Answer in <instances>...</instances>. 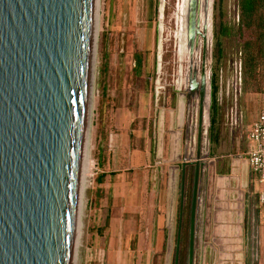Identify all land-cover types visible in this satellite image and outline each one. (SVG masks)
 Wrapping results in <instances>:
<instances>
[{
  "label": "water",
  "instance_id": "water-1",
  "mask_svg": "<svg viewBox=\"0 0 264 264\" xmlns=\"http://www.w3.org/2000/svg\"><path fill=\"white\" fill-rule=\"evenodd\" d=\"M94 19L95 0H0V264H74ZM187 75L184 98L172 113L184 142L181 195L186 189L191 204L189 264L196 231L210 243L202 250L205 264H235L248 240L239 229L249 203L237 199L232 169L242 156L227 163L229 174L216 176L215 162L208 161L211 138L208 149L204 139L221 105L213 92L206 103L204 81L199 90L197 78ZM215 186L226 189L224 201L233 207L212 203Z\"/></svg>",
  "mask_w": 264,
  "mask_h": 264
},
{
  "label": "rangeland",
  "instance_id": "rangeland-1",
  "mask_svg": "<svg viewBox=\"0 0 264 264\" xmlns=\"http://www.w3.org/2000/svg\"><path fill=\"white\" fill-rule=\"evenodd\" d=\"M164 1L166 3L164 18L163 12L160 11V0L99 1L96 43L93 39L95 56H92L94 63H92L91 72L92 112L85 143L91 168L85 177L87 185L80 198V225L77 230L74 264H105L99 237L88 226L89 212L86 209L87 193L93 186L101 162L105 158L112 159L114 155L116 158L119 154L128 155L135 140V133L132 130L143 129L147 124H153V128H159L162 110H164V116L166 115L163 121L167 126V114L170 115V110L177 108L179 98L185 90V85H179L178 79L180 75L186 73L188 63H182L186 60L185 56H180L182 62L178 60L176 46L172 39L175 0H161L163 7ZM216 3L214 74L219 76L222 72L224 78L229 77V82H232L234 78L235 82H238V95L231 91L229 96L223 100L217 94L221 108L217 116L218 120L214 123L209 136L211 138L210 150L214 154H219L235 152L234 145H236L237 139L235 138L237 136L241 142V148L243 147L241 136L246 131L248 118L258 116L264 102V91L261 93L251 92L246 88L240 49L236 46L232 36H223L219 31L221 22L231 27L238 24V0H216ZM159 17H161L160 21ZM158 23L159 27L163 29L162 34L159 33L160 35L158 34ZM218 42L221 44V53L218 51ZM139 58L142 60L141 66L139 63L137 64ZM210 60L212 61L211 57ZM224 84L226 85V83ZM234 84L236 83H231V89ZM241 110L245 114V128L233 131V136H231L232 118H235L236 111L240 112ZM173 123L177 130V119H174ZM121 131L130 135V139L124 144L120 145L119 143V149L114 147L115 142L110 148V134H113L115 138V134ZM130 131L132 132L130 133ZM183 150L184 142L179 155L183 154ZM179 155H176L173 160L164 161L161 159L156 167L152 168L155 174L159 175L158 180L161 185L167 181V177L171 180L174 178L178 186L181 185L183 162L178 160ZM152 158L153 160L155 158L154 152ZM254 176L258 180V176L256 174ZM261 187L262 185L258 181L256 186L258 193ZM251 205H254L252 200ZM259 208L252 211V213L255 212L256 223L259 222L258 211H263L264 205L260 206L259 204ZM250 212L251 208L245 228L250 221ZM168 246L170 253L167 251ZM173 246L174 241H169L167 249L164 248L155 254L150 263L173 264ZM235 246L240 247V244ZM198 255L199 253H197V264H199ZM145 259L144 256V262ZM241 259H245V264H252L248 248L244 249L243 256L238 255L236 261L239 262ZM263 260L261 247L258 244L256 264H263Z\"/></svg>",
  "mask_w": 264,
  "mask_h": 264
},
{
  "label": "crops",
  "instance_id": "crops-1",
  "mask_svg": "<svg viewBox=\"0 0 264 264\" xmlns=\"http://www.w3.org/2000/svg\"><path fill=\"white\" fill-rule=\"evenodd\" d=\"M235 114V118L231 121V136L233 131L245 128L244 111H236ZM168 115L167 126L163 121L166 115L164 116L162 110L159 128L147 124L143 129L132 130L135 133V140L130 153L124 156L119 154L117 158L115 155L112 159L105 158L101 162L92 188L87 193L88 226L99 237L105 264H151L154 255L164 248L167 249L169 241H174L180 186L174 178L171 180L168 177L161 185L158 180L159 175L152 169L161 159L173 160L181 152V134L180 130L174 128L172 109ZM258 117L259 114L248 118L246 131L243 136L240 135L243 138L242 148L237 136L235 152L214 154L211 151L208 159L209 162H215V167L212 169H215L216 176L219 177L229 174L230 168L227 167V163L234 162L236 157L242 156V159L236 163L238 167L232 168L237 173L233 182L237 183L239 188L237 199L244 198L245 202L249 203L251 211L253 210L251 200L254 198L257 204L264 205L259 201L260 195L264 193V184L259 182L262 187L258 193L256 186L259 180L252 172L247 156L255 146L248 139V135ZM111 136L113 143L115 142L114 147L118 149L119 143L124 144L130 139V135L124 131L116 133L115 138L113 134H110ZM207 139L209 140V135L205 132V149L209 147ZM218 182L221 187L227 184L225 180ZM212 192L215 198L212 203L218 207L235 205L231 200L224 201V194L227 192L225 188L215 186L212 187ZM237 203L240 205V202H236V205ZM259 204L256 207L259 208ZM218 217L219 219L221 217L218 221L220 224L218 225L221 226L224 217L221 214ZM258 220L259 245L264 259V210L258 211Z\"/></svg>",
  "mask_w": 264,
  "mask_h": 264
},
{
  "label": "flooded vegetation",
  "instance_id": "flooded-vegetation-1",
  "mask_svg": "<svg viewBox=\"0 0 264 264\" xmlns=\"http://www.w3.org/2000/svg\"><path fill=\"white\" fill-rule=\"evenodd\" d=\"M160 3V2H159ZM183 3L184 0H175V9H174V28H173V37L175 46H176V57L181 61L180 56L186 58L182 63H188V73L197 78L199 82V90L201 89L202 80L204 81V90H205V100L206 103H209L210 92H213L214 96L219 94L223 100H225L231 91L235 92L238 95V87L235 82L236 79L232 81L236 83L231 89V81L229 82V77L223 76V73L215 75L213 70V64L216 57V43L215 40V11H216V0H210L209 5L206 6L205 13H200V17L196 15L197 10L199 9L198 0H191L190 5V14L188 15V33L190 37V46L187 48V51L184 48V42L181 26L179 25L182 22L183 14ZM181 4V10L179 6ZM160 5V4H159ZM165 7L166 3L164 1L163 7V18L165 16ZM208 10V13H207ZM208 14V21L207 20ZM159 17V21H160ZM201 18V19H200ZM184 20V19H183ZM163 22V21H162ZM159 28V23H158ZM179 29V32H178ZM163 32V29H162ZM161 32V34H162ZM188 37V36H187ZM162 40V35H161ZM188 40V39H187ZM159 42V38H158ZM218 44V43H217ZM181 52H183L181 54ZM212 58V61L210 60ZM218 76V77H217ZM237 78V76H236ZM184 81V79H183ZM219 81V83H218ZM225 81V82H224ZM226 83V85L224 84ZM237 97V96H236ZM186 189L184 191V196L181 195V187L179 190V202L177 203V213L175 221V236H174V246L172 249V259L173 264H189L190 256V247H191V204L186 202ZM254 203L253 210L257 208L256 198L252 200ZM190 207V208H189ZM255 209V210H254ZM250 210V209H249ZM251 213L250 221L248 226L245 228L240 227L239 231L244 230V234L248 236L247 242L244 240L243 246L247 243V248L250 250L251 263L256 264V257L258 256V244H259V232H258V223H256L255 212ZM247 229V230H246ZM199 230V229H198ZM203 246L210 248V243L205 240L202 235L198 234L196 231L194 237V264H197V253H199L198 258L200 264H205L204 256L202 254ZM241 246V244H240ZM199 248V249H198ZM245 260V259H244ZM244 260H240L237 264H245Z\"/></svg>",
  "mask_w": 264,
  "mask_h": 264
},
{
  "label": "trees",
  "instance_id": "trees-1",
  "mask_svg": "<svg viewBox=\"0 0 264 264\" xmlns=\"http://www.w3.org/2000/svg\"><path fill=\"white\" fill-rule=\"evenodd\" d=\"M239 22L219 25L223 36H232L240 49L246 88L251 92L264 91V0H238ZM221 53V44L218 42ZM141 66V58L137 64Z\"/></svg>",
  "mask_w": 264,
  "mask_h": 264
},
{
  "label": "bare ground",
  "instance_id": "bare-ground-1",
  "mask_svg": "<svg viewBox=\"0 0 264 264\" xmlns=\"http://www.w3.org/2000/svg\"><path fill=\"white\" fill-rule=\"evenodd\" d=\"M99 1L100 0H95V19H94V41L96 43L97 41V34H98V21H99ZM199 2V9L197 10L196 12V15L198 17H200V13H201V10L203 13H205V9H206V6L209 5L210 3V0H198ZM190 5H191V0H184V3H183V14H182V22L181 24L179 25V29H180V26L182 28V30L180 31L182 33V37H183V42H184V48L186 51H187V48L190 46V37H189V33H188V15L190 14ZM179 9L181 10V4L179 6ZM160 11L163 12V3L161 2L160 3ZM207 13H208V10H207ZM201 19V18H200ZM208 21V14H207V20L205 22ZM162 28L159 27V33L162 32L161 30ZM179 29H178V32H179ZM188 36V37H187ZM188 39V40H187ZM95 46V45H94ZM95 48V47H93ZM183 52H181L182 54ZM93 57L95 56V51L92 55ZM92 63H94L93 59H92ZM188 68L186 69V73L184 75H187L188 74ZM184 75L182 74V79L179 81L180 85L181 84H185V83H188V76L187 75V78L184 77ZM92 79V78H91ZM184 79V81H183ZM91 91H90V104H89V118L91 116V112H92V109H91ZM184 98V94L181 95V99ZM184 102L183 100H181V104H180V109H179V117L181 119V124H182V121H183V115H184ZM89 118H88V125H89ZM88 137V134H86V139ZM85 148H87L85 146ZM90 168H91V161H90V158H89V154L88 152L86 151L85 149V153H84V164H83V175H82V186H81V194H82V191L83 189L85 188V186L87 185V181H85V177H87L86 175L89 174V171H90ZM79 220H78V229H79ZM77 237H78V233H77Z\"/></svg>",
  "mask_w": 264,
  "mask_h": 264
},
{
  "label": "built area",
  "instance_id": "built-area-1",
  "mask_svg": "<svg viewBox=\"0 0 264 264\" xmlns=\"http://www.w3.org/2000/svg\"><path fill=\"white\" fill-rule=\"evenodd\" d=\"M255 146L247 153L250 168L258 176L261 184H264V102L262 103L259 117L253 124L248 135ZM110 148L113 147V137H110ZM260 203H264V193L260 195Z\"/></svg>",
  "mask_w": 264,
  "mask_h": 264
}]
</instances>
